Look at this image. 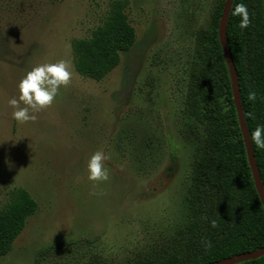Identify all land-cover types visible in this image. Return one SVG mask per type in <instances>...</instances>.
I'll use <instances>...</instances> for the list:
<instances>
[{"label": "rangeland", "instance_id": "rangeland-1", "mask_svg": "<svg viewBox=\"0 0 264 264\" xmlns=\"http://www.w3.org/2000/svg\"><path fill=\"white\" fill-rule=\"evenodd\" d=\"M114 1L0 0V207L18 187L39 206L0 264H139L180 247L193 150L206 138L193 72L222 0H122L136 42L95 80L76 70L72 42ZM61 59L68 85L35 120H14L18 81ZM97 150L106 181L87 179Z\"/></svg>", "mask_w": 264, "mask_h": 264}, {"label": "trees", "instance_id": "trees-1", "mask_svg": "<svg viewBox=\"0 0 264 264\" xmlns=\"http://www.w3.org/2000/svg\"><path fill=\"white\" fill-rule=\"evenodd\" d=\"M225 1L202 39L193 72L194 117L203 124L206 138L193 150L196 173L185 192V234L178 249L139 264H211L264 246V202L256 186L219 34ZM241 4L248 12L249 23L244 28L240 27L242 17L234 14ZM227 38L251 135L257 124H264V0H233ZM135 42L136 30L129 21L126 2L116 0L91 36L73 40L75 68L83 76L102 80ZM252 92L255 99L249 100ZM252 146L264 187V149ZM38 207L27 189L11 191L0 207V256L11 250ZM234 264H264V254Z\"/></svg>", "mask_w": 264, "mask_h": 264}, {"label": "clouds", "instance_id": "clouds-1", "mask_svg": "<svg viewBox=\"0 0 264 264\" xmlns=\"http://www.w3.org/2000/svg\"><path fill=\"white\" fill-rule=\"evenodd\" d=\"M234 14L242 17L240 27H247L248 12L244 5H237ZM71 72L65 60L54 63H40L26 71L16 87L18 95L8 100L12 108V118L19 123L35 120V113L51 105L61 87L70 82ZM249 100L255 99V93H249ZM251 143L258 149H264V124H257L250 135ZM108 159L103 151L93 152L87 161V179L90 181H106L109 178L105 161Z\"/></svg>", "mask_w": 264, "mask_h": 264}, {"label": "water", "instance_id": "water-1", "mask_svg": "<svg viewBox=\"0 0 264 264\" xmlns=\"http://www.w3.org/2000/svg\"><path fill=\"white\" fill-rule=\"evenodd\" d=\"M233 0H226L223 13L220 19L219 23V34H220V39L224 48V54L226 57V60L229 64V69H230V74H231V81H232V88L234 92V100L235 104L237 106L238 112H239V118H240V123H241V129L244 134V139L246 143V147L249 153L250 157V162L254 171V176L256 180V186L257 189L260 192L261 198L264 202V187L262 184L261 180V174L258 168V164L255 158V151L252 146V143L250 141V135H249V130L247 127V123L245 121L244 113H243V104L241 101V92H240V86H239V80H238V71L232 56L231 49L228 45V38H227V26H228V20L231 12V6H232ZM264 254V246L261 247L260 249L257 250H252L245 252L243 254L233 256L218 262H214L211 264H234L240 261H243L245 259H255L258 258L259 256Z\"/></svg>", "mask_w": 264, "mask_h": 264}]
</instances>
